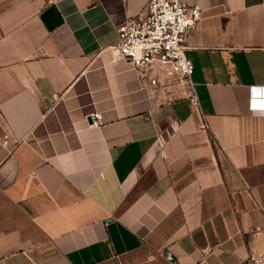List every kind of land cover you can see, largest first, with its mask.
<instances>
[{
	"label": "crops",
	"instance_id": "obj_1",
	"mask_svg": "<svg viewBox=\"0 0 264 264\" xmlns=\"http://www.w3.org/2000/svg\"><path fill=\"white\" fill-rule=\"evenodd\" d=\"M146 1L0 0V264H240L264 250V113L248 108L264 0H179L202 18L185 36L190 82L168 85L111 61Z\"/></svg>",
	"mask_w": 264,
	"mask_h": 264
},
{
	"label": "built area",
	"instance_id": "obj_2",
	"mask_svg": "<svg viewBox=\"0 0 264 264\" xmlns=\"http://www.w3.org/2000/svg\"><path fill=\"white\" fill-rule=\"evenodd\" d=\"M202 18V10L179 0H147L135 17H128L117 26V43L111 61L125 60L152 85L190 82L193 64L185 55V36ZM190 99L197 104L195 94ZM248 108L264 113V86H251ZM90 125L103 124L102 115L94 111L89 115ZM206 129V124H201ZM256 231L263 232L264 227ZM204 249V253H208ZM240 264H264V250L251 253Z\"/></svg>",
	"mask_w": 264,
	"mask_h": 264
}]
</instances>
